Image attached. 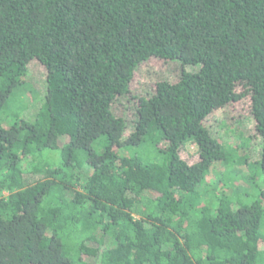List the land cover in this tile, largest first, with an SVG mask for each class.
<instances>
[{"label":"trees","instance_id":"16d2710c","mask_svg":"<svg viewBox=\"0 0 264 264\" xmlns=\"http://www.w3.org/2000/svg\"><path fill=\"white\" fill-rule=\"evenodd\" d=\"M151 58L179 78L138 99L125 135L112 105ZM33 59L43 102L0 125V264H264V0H0V113ZM243 100L254 162L250 138L204 125ZM143 146L157 157L128 151Z\"/></svg>","mask_w":264,"mask_h":264},{"label":"rangeland","instance_id":"374dc122","mask_svg":"<svg viewBox=\"0 0 264 264\" xmlns=\"http://www.w3.org/2000/svg\"><path fill=\"white\" fill-rule=\"evenodd\" d=\"M185 70L194 71L197 70V67L187 66ZM180 71L181 69L178 63L157 58H151L136 68L129 86V93L126 96L117 98L112 105L114 115L122 118L126 122L125 135L129 134L135 125L138 99L151 96L155 90L156 83L161 80H167L169 82L177 81ZM23 80L24 83L15 92L13 91L6 109L0 113V125L2 127H8L12 115L16 113L20 114V117L22 116L24 119L32 120L33 115L43 102L42 100H44L43 97L46 92L45 69L38 61L33 59L29 62L28 71ZM23 107H27L25 114ZM204 125L214 138L229 147H235L243 139L250 138L248 145L240 148L238 154L240 156H247L249 162H254L259 159L261 142L255 132V121L250 114L248 100L230 103L226 107L214 111L207 117ZM128 151L129 153L136 152L148 160H154L157 157L156 154H152L151 148L148 146L137 147L136 149L134 147ZM195 151V145L187 143L180 153L185 158L186 152L193 153ZM45 154L49 153L45 152ZM235 169L238 171L236 174L238 180L236 182H239L240 185L247 188V183L244 181V177L248 175L247 169L239 165ZM223 171V166L217 163L210 173V180L219 179ZM258 183L264 189V184L261 179H258ZM206 202L209 205H214L211 199L206 200ZM262 232L264 233V226ZM84 259L90 264H97V259L95 258L84 257Z\"/></svg>","mask_w":264,"mask_h":264}]
</instances>
